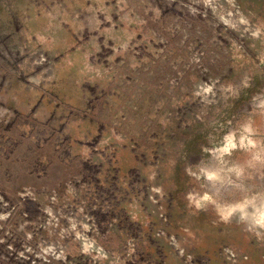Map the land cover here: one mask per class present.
Wrapping results in <instances>:
<instances>
[{
    "label": "rangeland",
    "instance_id": "1",
    "mask_svg": "<svg viewBox=\"0 0 264 264\" xmlns=\"http://www.w3.org/2000/svg\"><path fill=\"white\" fill-rule=\"evenodd\" d=\"M0 264H264V0H0Z\"/></svg>",
    "mask_w": 264,
    "mask_h": 264
},
{
    "label": "crops",
    "instance_id": "2",
    "mask_svg": "<svg viewBox=\"0 0 264 264\" xmlns=\"http://www.w3.org/2000/svg\"><path fill=\"white\" fill-rule=\"evenodd\" d=\"M21 101H23V100H21ZM23 102H24V104L20 108L17 106H13L15 115H24V116H28V117H30V114H34V113H36L38 115L39 110L38 109L34 110V107H36V103H33L32 99L24 100ZM43 107L45 108L44 111L46 113L47 112H50V113L53 112V108L48 109V105H44Z\"/></svg>",
    "mask_w": 264,
    "mask_h": 264
},
{
    "label": "bare ground",
    "instance_id": "3",
    "mask_svg": "<svg viewBox=\"0 0 264 264\" xmlns=\"http://www.w3.org/2000/svg\"><path fill=\"white\" fill-rule=\"evenodd\" d=\"M231 17H232V16H231ZM232 18H233V17H232ZM249 143H251V142H249ZM228 147H229V146H228ZM197 173H198V172H197ZM199 174H200V173H199ZM196 177H197V176H196ZM196 192H197V191H196ZM197 194H198V193H197ZM252 194H253V193H252ZM252 194H251V195H252ZM199 195H201V194H199ZM249 196H250V195H249ZM259 197H260V196H259ZM205 198H206V197H205ZM198 199H200V198H198ZM201 199H202V198H201ZM258 201H259V200H258ZM260 201H261V200H260ZM237 202H238V201H237ZM237 202H236V203H237ZM246 202H247V201H246ZM236 203H234V204H236ZM256 203H257V202H256ZM242 204H243V203H242ZM257 204H259V203H257ZM231 205H232V204H231ZM199 206H200V205H199ZM238 206H239V205H238ZM255 206H256V205H255ZM133 207H135V206H132V208H133ZM203 207H204V206H203ZM132 208H131V209H132ZM205 208H207V207H205ZM216 208H217V207H216ZM226 208H227V207H226ZM136 209H137V208H136ZM222 209H223V208H222ZM235 209H238V208H235ZM239 209H240L239 212H243V211H244V213L246 212V211H245V210H246L245 207H244V208L240 207ZM255 209H256V208H255ZM228 211H229V209H228ZM251 211H254V209L252 208ZM258 211L260 212L259 209H256L254 212H258ZM132 212H133V209H132ZM134 212H135V211H134ZM230 213H231V212H230ZM138 214H139V212H138ZM139 216H140V214H139ZM140 218H141V217H140Z\"/></svg>",
    "mask_w": 264,
    "mask_h": 264
}]
</instances>
